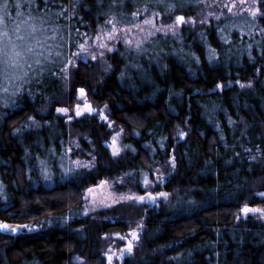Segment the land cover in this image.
I'll return each instance as SVG.
<instances>
[{
    "label": "trees",
    "instance_id": "16d2710c",
    "mask_svg": "<svg viewBox=\"0 0 264 264\" xmlns=\"http://www.w3.org/2000/svg\"><path fill=\"white\" fill-rule=\"evenodd\" d=\"M125 1L49 0L38 8L50 15L58 10L55 2L67 7L74 44L75 29L95 31L105 16L121 13ZM259 6L264 13V0ZM259 19L264 32V15ZM53 22L68 30L66 21ZM188 31L148 56L121 45L108 65L80 61L66 77L59 61L47 62L39 81L27 86L32 98L18 95L16 108L0 110V222L37 226L0 232V264H76L75 255L107 264L103 237L132 227L141 236L124 264H264V220L240 210L264 205V35L237 51L232 45L238 38L225 41L227 26H207L206 57L199 33ZM80 88L105 107L107 120L83 116L68 123L55 116L59 105L73 110ZM42 109L40 124H25ZM117 129L123 139L116 156L107 142ZM69 131L84 147L83 135L91 139L96 164L59 181L58 160L49 150L58 154ZM41 164L55 172V181L41 176ZM154 167L167 182L153 176L149 187L167 193V201H130L77 216L85 187L121 177L118 190L142 193V177Z\"/></svg>",
    "mask_w": 264,
    "mask_h": 264
},
{
    "label": "rangeland",
    "instance_id": "374dc122",
    "mask_svg": "<svg viewBox=\"0 0 264 264\" xmlns=\"http://www.w3.org/2000/svg\"><path fill=\"white\" fill-rule=\"evenodd\" d=\"M33 2H30L35 5V6H39V3L44 4L45 0H43V2H38V0H32ZM52 1V0H51ZM76 1V0H75ZM128 1V0H126ZM126 1L123 4V9L122 12L119 13L118 15H107L103 18L101 24L98 25L97 29L95 31L92 32H84L87 34V37H93L95 33L100 32L101 29H104L105 31H110V26L109 27H105L106 24V20L109 19L111 16H115L117 20H121L122 23L118 24L117 27L118 28H123V27H127L130 28L131 31L125 33V35L127 36V38L132 39L133 41L137 40V39H144V32H141L139 28L133 27V25L135 24H139L141 28L145 29V32L150 29L152 26L151 25H145L143 23V21L145 19H152V13L153 12H157L159 13V15L156 17L155 19V26L156 27H160L161 25H168L170 23H172L175 19V15H183L185 16L186 21L189 18H194L195 19V23H183L181 25H179L176 28V34L173 35L171 32H169L167 35H165L162 32H156V34L154 36L149 37L148 39L144 40V43L142 45V49L141 51H137L133 46H128L124 43L123 39H119L116 42H109V47L113 48V51L108 52L105 51V55L103 57H100L98 52L97 54V58L95 60L91 59V53L95 52L96 49L94 46L89 48V54L87 56H85L84 58H76L75 56H72V53H75L76 51H78V49L74 46L70 47L66 44V41H68L69 37L71 42L72 41V27L74 26L70 21L71 19V14H65L64 13V9L67 7H59L60 4L59 2H55L57 4L56 8L58 9L57 11L55 10L54 13L57 14L60 13L61 11L63 12L62 16H57L54 13H51L50 15H48L46 13L43 14V12H39L36 11L35 8L32 9L31 14L33 16H41L44 15L46 20H47V25L46 27L49 29L47 32L43 33V34H38V38L44 42L45 47L48 49H51V57L52 59L55 60L56 62H60L59 66L62 67V75L63 77L68 76L70 70L74 67H76L78 65V63L80 61L85 62L88 60L91 61H95L100 63L101 65L105 66L106 64L108 65V61L107 58L109 56V54H112L119 46H123L124 49H126L127 51H136L139 56H143L149 55L150 51H153V49H155V46H158L159 48L162 47V45L164 43H166V41L169 40H174L177 39L179 40L183 35L185 34L184 32L190 29H194L195 32L199 33L200 36V40H202V43L204 44V46L206 47V52L205 55L206 57H208V54L211 52V50L209 51V43L208 41H206L205 36H204V31L206 29L207 26L210 25H214V26H220V28L222 27H226L229 28V30L231 31V34L228 38V40H225L227 43H231L232 41H234L233 39H237L238 40L236 42H232V48L233 50L237 51H241V46L244 44V41H250L254 44V42L257 41V39H259V35L262 34L264 35L263 32V28H261V23H260V17L263 15H260L259 13L257 14L256 18L253 19L247 11H243L241 12L240 9L244 8L246 9L249 6H254L253 5V0H246V3L241 4L240 0H235L236 3V7L233 8V12L229 13L227 8L224 7V5H231V3L233 2V0H189L188 3H184L183 0H165V2H174L177 4V7L175 9V12L173 13H169L168 11L165 10V8L163 6H153L152 5V0H131L130 1V6L128 8H126ZM2 1H0V3H2ZM49 2V0H48ZM10 3L12 4L11 6L8 5V11L12 16H16L17 12H22L25 14L24 18H27V13L29 11V9L27 7H25V0H11ZM53 3V2H52ZM9 4V3H8ZM13 4H19L20 7L19 8H15L13 7ZM145 5L148 6V11L144 12L143 8L145 7ZM259 6V5H258ZM260 7V6H259ZM67 10V9H66ZM188 10V11H187ZM139 13V15L137 16H133V13ZM192 13V14H190ZM209 13H212V15H209ZM233 13H237L236 15H233ZM262 13V11H261ZM220 17L219 20L216 19V17ZM60 19L63 21H66L67 26H65L68 30L65 31H60V26L58 22H53L55 19ZM204 20V23H201V21ZM70 24H69V23ZM65 23V22H63ZM52 29H56L55 33L52 31ZM188 29V30H187ZM77 33V38L74 41V44L76 42H80V43H86L87 45H92V40L87 39L86 37L82 36V35H78L77 29H75V31ZM225 35V34H224ZM261 35V36H262ZM45 36L49 37V39L45 40ZM60 37H64V40H61ZM205 39V40H204ZM223 41V42H225ZM250 42V43H251ZM98 43V42H97ZM251 43V44H252ZM73 44V43H72ZM73 44V45H74ZM252 44V45H253ZM60 45H65V47H60ZM256 52L258 53L259 51H261L260 48H256ZM64 52L67 53V56H72V64L69 65L66 69L64 66V63L61 62V60H63L65 63L67 61V56H63V57H56V52ZM47 55V53H46ZM246 55V54H245ZM152 62V61H151ZM45 65H47V61L45 62ZM136 69H138L139 67V63L138 61L134 62L132 64ZM110 66L106 67L109 68ZM31 75V74H30ZM65 80V79H64ZM65 82V81H64ZM66 83V82H65ZM252 85L251 83H248L247 85ZM29 84H25L24 85V90L20 93H18L17 95L13 96L11 94V91L7 94L6 100L7 102H0V110H3V107H9L10 110L13 108H16V106L18 105V95H27L29 96L30 93H28V86ZM81 89V88H80ZM83 89V88H82ZM0 95H3L2 93H0ZM32 98V95L29 96ZM76 102L73 105V110H71L70 107L65 106V105H59L55 108L54 110V114L55 116H59L61 118L65 117L66 122H70L73 121L76 117H83V116H89V117H99L100 119H103V116H106V110L105 107L102 106L99 103H95V101L93 100V102L91 101V99H89L88 94L86 93V91H84V93H80L79 89L77 91L76 94ZM89 102V104L87 105H91V107L94 109V111H92L91 113L87 112L85 110V105L86 103ZM77 106H79V111L82 113L81 115L77 116ZM58 108H64L67 109L66 112H58L57 109ZM73 111V112H71ZM44 114H46V112H44V110H40L39 114L37 115V117H35L34 115H28L26 120H25V124L30 125V124H40L38 121V117H42ZM30 118H34V123L32 122V120H30ZM37 120V121H36ZM104 120V119H103ZM116 129V128H115ZM70 133V131H69ZM74 134V135H73ZM72 135V136H71ZM115 135L114 137L116 138L117 141V145L118 147L121 149L120 153L122 151L121 148V142L123 139V130L122 129H117L114 131L113 134H111V137L109 138V141L107 142L110 146V152L112 154L113 152V148H112V136ZM184 137V136H183ZM85 141V147L81 144V138L77 133H74L73 131L67 136L65 143L60 147V152L57 154L56 152H54L53 150H49L50 156H52V158L55 156L57 158V162H55V164L57 166L58 169L56 171V174L58 176V180L62 181V180H67L70 178H74L76 175L81 174L82 171H88L92 168H94L95 164H96V157L94 154V146L92 144L91 139L87 136V135H83L82 137ZM71 149V151H68V149ZM119 153V154H120ZM113 155V154H112ZM117 156V155H116ZM55 158V159H56ZM79 161L82 165H91L90 167H80L77 168L74 172L68 173L66 174V169L72 167L75 168V165L72 163V161ZM43 164V163H42ZM41 164V176H43L45 178V176H49L50 177V183L55 181L53 175L55 174V172L53 173L52 170H50L47 165L43 166ZM152 173V174H151ZM149 173V175H144V177H142V187L144 188L142 193H137L134 192L131 189H127V190H118L116 184H121L123 181H121V177H118L117 179L113 180V181H101L99 183H97L96 185L93 186H89V187H85L84 188V192H83V204L81 205V208L79 211H77V216H87V215H93L98 211H104V210H110L111 208L114 207H122L123 203L125 204L126 202H130L132 201L133 203L136 202H140V203H144L147 206H154L157 205L159 201H167V198L169 197V195L165 198L163 196H157L155 201H149L147 199V197L145 198L144 201H139L138 199L133 200V199H128L129 196H146V193H152L153 195L160 193V191L155 190L153 188H150L149 186L152 185L153 186V176H163V178H160L159 180H157L159 183L164 184L165 182H167V177H165V175H163V171L161 168L159 167H154L152 169V172ZM147 181V183H145ZM160 186V184H159ZM92 188L93 191L91 193H88L86 190L88 188ZM115 201H120L119 203H114ZM158 201V202H157ZM244 206V205H243ZM249 206V205H248ZM250 207V206H249ZM243 208V207H242ZM252 208H264V205H259V206H255ZM241 210V209H240ZM79 213V214H78ZM242 215L244 217L248 216V215H254L256 217H260L262 220H264V213H256V212H250V213H243L241 211ZM32 230H36L37 226L36 225H29ZM135 230L138 234H139V239L141 236V233L139 232L137 227H132L129 228L128 231L126 232V234H122L120 233V231H114L110 234H106L103 238H104V243L102 245V255L104 256V258L106 259L107 264H109L108 259H107V254H111L113 255V261L112 264H124V260L126 259V257H124L122 260L119 258V252L122 249V247H124L126 245L127 239H132L131 237V232ZM27 231H29L27 229ZM137 242L138 240H133V244H134V248H133V252L134 253L136 246H137ZM79 258V259H77ZM72 261L75 262L76 264H82L85 262V259H83L82 257H80L79 255H75L72 258ZM84 264H89V263H84Z\"/></svg>",
    "mask_w": 264,
    "mask_h": 264
},
{
    "label": "snow or ice",
    "instance_id": "6c2138e0",
    "mask_svg": "<svg viewBox=\"0 0 264 264\" xmlns=\"http://www.w3.org/2000/svg\"><path fill=\"white\" fill-rule=\"evenodd\" d=\"M183 2L186 4L189 2V0H183ZM260 0H253L254 6H249L246 9L241 8L240 11H247L248 14L255 19L257 14L264 15V13H261V9L258 6ZM241 4L246 3V0H240ZM48 4V0H45V5ZM153 6H163L166 11L169 13L175 12V9L177 7V4L174 2H165V0H152ZM13 7L19 8V4H13ZM25 7L29 9L27 13V18L25 17V14L22 12H17L16 16H12L8 11V0H3L2 3H0V93L3 95H0V102H7L6 97L7 94L11 91V94L13 96L17 95L18 93L22 92L24 90L25 84H30L33 81L38 82L39 78L43 75L45 72V62L48 63H55V60L51 57V49H48L45 47L44 42H42L38 38V34H43L47 32L49 29L46 27L47 20L44 15L41 16H33L31 14L32 9L35 8L36 11H40L38 6L33 5L30 0H25ZM224 7L227 8L229 13L233 12V8L236 7L235 0L231 3V5H224ZM47 11H50L48 9ZM144 12L148 11V6L145 5L143 8ZM237 13H233V15H236ZM57 16H62L63 12L56 14ZM139 13H133V16H137ZM159 15L157 12L152 13V19H145L143 23L145 25H151L152 27L148 29L145 32L144 28H141L139 24L133 25V27L139 28L141 32H144V39H137L133 41L132 39L127 38L125 33L130 32L131 29L127 28L126 26L123 28H118L117 25L121 24V20H117L115 16H111L109 19L106 20L105 27L110 26V31H105L104 29H101L100 32H97L94 34L93 37H87L86 33H79L78 34L86 37L87 39L92 40V45H87L86 43H80L76 42L74 45L72 44L70 37L68 41H66V44L70 47L74 46L78 49L75 53H72V56H75L76 58H84L89 54V48L94 46L96 51L91 53V59L95 60L97 58V52L100 57H103L105 55V51L111 52L113 51V48L109 47V42H116L119 39H123L124 43L128 46H133L137 51H141L142 45L144 43V40L148 39L151 36H154L156 32H162L165 35H167L169 32H171L173 35L176 34V28L183 24V23H195L194 18H189L187 21L185 19V16L183 15H175V19L172 23L168 25H161L160 27L155 26V19ZM209 15H212V13H209ZM217 20L220 19V17H216ZM205 21L202 20L201 23H204ZM52 31L55 33L56 29H52ZM49 39V37L45 36V40ZM61 40H64V37H60ZM98 42V43H97ZM60 47H65V45H60ZM47 53V55H46ZM56 57H63L67 56V53L64 52H56ZM264 55V54H262ZM72 56H67L66 63L61 60L62 63H64L65 69L72 64ZM257 72H259V69H257ZM31 74V75H30ZM246 85L241 84V87H245ZM248 86H251L250 84ZM219 87V86H218ZM84 89H79L80 93H84ZM85 110L89 113L94 111V109L91 107V105H85ZM77 113L76 115L79 116L82 113L79 111V106H77ZM58 112H66L67 109L64 108H58ZM104 120H107V116H103ZM32 122L34 123V118H30ZM19 131V130H17ZM180 136H184L185 133L180 132ZM112 148H113V155H119L120 148L117 145L116 138L113 137L112 140ZM68 151H71L69 148ZM250 151V150H247ZM252 159H255V157H252ZM72 163L75 165V168H68L66 169V174L74 172L77 168L80 167H90L91 165H82L78 160L72 161ZM174 163V158H173ZM46 179H50L49 176H45ZM161 177L157 176V180H159ZM147 183V181L145 182ZM88 193H91L93 189L90 187L86 190ZM260 195L264 196V193H261ZM157 196H163L167 197V193H157L153 195L152 193H146V196H129L128 199L139 201H144L145 198L149 201H155ZM120 201H115L114 203H119ZM241 211L245 214L250 212H256V213H264V208H251L248 205H244ZM20 229H28L29 231L32 230V228L27 224H9L7 222H0V231L3 232H12L15 233L19 231ZM132 239H127L126 245L123 249L120 250L119 258L122 260L124 258L125 253H131L134 248L133 240H139V234L133 230L131 232ZM79 259V258H77ZM107 259L109 264H112L113 261V255L107 254Z\"/></svg>",
    "mask_w": 264,
    "mask_h": 264
},
{
    "label": "flooded vegetation",
    "instance_id": "af4514ba",
    "mask_svg": "<svg viewBox=\"0 0 264 264\" xmlns=\"http://www.w3.org/2000/svg\"><path fill=\"white\" fill-rule=\"evenodd\" d=\"M92 102H93V99L91 100ZM100 119V118H99ZM101 121L103 120V119H100ZM111 124V123H110ZM115 135H113L112 136V140H113V137H114ZM159 176V175H158ZM161 178H163V176H160ZM156 179H157V176H156ZM158 186H159V184H158ZM161 186V185H160ZM159 186V187H160ZM162 191V190H161ZM154 202V201H153ZM125 247V246H124ZM124 247H122V249L124 248ZM133 252V251H132ZM132 252L129 254V253H125V255H124V257H126V258H128L131 254H132ZM120 253V252H119ZM119 255V254H118Z\"/></svg>",
    "mask_w": 264,
    "mask_h": 264
},
{
    "label": "water",
    "instance_id": "95a60500",
    "mask_svg": "<svg viewBox=\"0 0 264 264\" xmlns=\"http://www.w3.org/2000/svg\"><path fill=\"white\" fill-rule=\"evenodd\" d=\"M87 104H89V102H87L86 105H87ZM7 223L15 225L14 223H10V222H7ZM0 232H1V233H5V234H10V233H12V232H3V231H0Z\"/></svg>",
    "mask_w": 264,
    "mask_h": 264
}]
</instances>
